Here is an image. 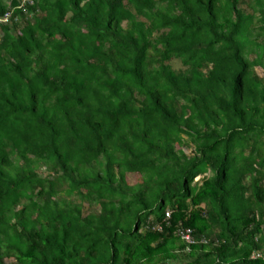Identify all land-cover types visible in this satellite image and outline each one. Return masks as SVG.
<instances>
[{
    "label": "trees",
    "instance_id": "trees-1",
    "mask_svg": "<svg viewBox=\"0 0 264 264\" xmlns=\"http://www.w3.org/2000/svg\"><path fill=\"white\" fill-rule=\"evenodd\" d=\"M18 2L0 264H264V0Z\"/></svg>",
    "mask_w": 264,
    "mask_h": 264
},
{
    "label": "clouds",
    "instance_id": "clouds-1",
    "mask_svg": "<svg viewBox=\"0 0 264 264\" xmlns=\"http://www.w3.org/2000/svg\"><path fill=\"white\" fill-rule=\"evenodd\" d=\"M26 1H22V2H18V10H24L26 9ZM12 11L11 9H8L1 17H0V25H6L8 23H10L11 19H12ZM31 15V14H30Z\"/></svg>",
    "mask_w": 264,
    "mask_h": 264
},
{
    "label": "rangeland",
    "instance_id": "rangeland-1",
    "mask_svg": "<svg viewBox=\"0 0 264 264\" xmlns=\"http://www.w3.org/2000/svg\"><path fill=\"white\" fill-rule=\"evenodd\" d=\"M18 1H19V2H22V1H26V0H18ZM7 2L9 3L10 0H7ZM256 72H257V74H258L259 76L264 77V72H263L262 70H260V69L257 68V69H256ZM184 152H185V153H188V150H187V149H184ZM199 178H200V177H197V178L195 179V181H197ZM128 179H129L130 182H133V181H134V178H133V177H129ZM135 181H136V178H135Z\"/></svg>",
    "mask_w": 264,
    "mask_h": 264
},
{
    "label": "built area",
    "instance_id": "built-area-1",
    "mask_svg": "<svg viewBox=\"0 0 264 264\" xmlns=\"http://www.w3.org/2000/svg\"><path fill=\"white\" fill-rule=\"evenodd\" d=\"M188 233L185 235H183V238L186 240V241H188V242H192V239H191V236H190V234H189V231H187ZM264 254V253H263Z\"/></svg>",
    "mask_w": 264,
    "mask_h": 264
},
{
    "label": "bare ground",
    "instance_id": "bare-ground-1",
    "mask_svg": "<svg viewBox=\"0 0 264 264\" xmlns=\"http://www.w3.org/2000/svg\"><path fill=\"white\" fill-rule=\"evenodd\" d=\"M169 216H170V213L166 212V218H169Z\"/></svg>",
    "mask_w": 264,
    "mask_h": 264
}]
</instances>
